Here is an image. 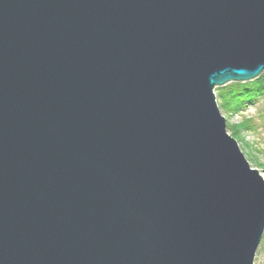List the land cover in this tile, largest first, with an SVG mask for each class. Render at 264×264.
<instances>
[{
  "label": "water",
  "instance_id": "obj_1",
  "mask_svg": "<svg viewBox=\"0 0 264 264\" xmlns=\"http://www.w3.org/2000/svg\"><path fill=\"white\" fill-rule=\"evenodd\" d=\"M263 71L264 0H0V264H253Z\"/></svg>",
  "mask_w": 264,
  "mask_h": 264
},
{
  "label": "rangeland",
  "instance_id": "obj_2",
  "mask_svg": "<svg viewBox=\"0 0 264 264\" xmlns=\"http://www.w3.org/2000/svg\"><path fill=\"white\" fill-rule=\"evenodd\" d=\"M230 83L240 82H229L227 84ZM222 87L224 85L215 87L214 93L220 113L225 117L226 130L235 139L249 167L257 170L264 180V117H262L264 100L256 104H247L238 113L228 114L219 107L216 97V91ZM253 264H264V229L254 254Z\"/></svg>",
  "mask_w": 264,
  "mask_h": 264
},
{
  "label": "trees",
  "instance_id": "obj_3",
  "mask_svg": "<svg viewBox=\"0 0 264 264\" xmlns=\"http://www.w3.org/2000/svg\"><path fill=\"white\" fill-rule=\"evenodd\" d=\"M216 97L219 107L228 114L242 111L247 104L259 103L264 100V71L248 83L225 84L224 87L216 91ZM262 117H264V109Z\"/></svg>",
  "mask_w": 264,
  "mask_h": 264
}]
</instances>
